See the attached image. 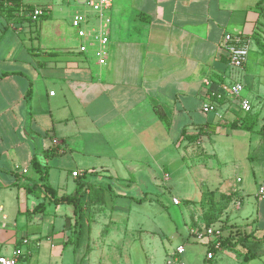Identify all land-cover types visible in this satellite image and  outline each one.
Listing matches in <instances>:
<instances>
[{
    "label": "crops",
    "instance_id": "1",
    "mask_svg": "<svg viewBox=\"0 0 264 264\" xmlns=\"http://www.w3.org/2000/svg\"><path fill=\"white\" fill-rule=\"evenodd\" d=\"M26 11L21 7L10 17L0 11V74L6 73L0 77V256L14 255L16 264L31 260L41 264L42 258V264H92L95 254L99 260L112 259V237L121 236L113 228L120 221L116 219L127 217L122 215L127 210L124 203L114 204L107 191L105 212L97 214L93 200L88 203L85 231L76 248L64 245L67 227L73 222L71 205L50 203L44 212L29 213L44 201V191L26 193L23 188L37 179L30 165L34 154H43L51 145L59 147L58 153L47 159L48 183L58 195L74 192L80 177L85 182L109 183L122 199L139 176L157 185L158 179L169 178L170 168L175 169L187 156H215L213 145L219 135L237 136L231 143L246 149L249 163L244 174L231 176L221 175L218 169L211 175L203 162L193 170L188 180L192 192L186 199L195 201L191 203L194 215L189 213L186 222L187 238L207 245L203 256L182 257L183 250L178 260L251 264L262 255L253 250L264 239L255 236L257 212L243 210L239 221L232 216L240 209L244 194L251 191L257 200L264 199L258 196L264 182L256 180L262 174L252 167V162L262 156L252 158L250 133L216 126L244 115L239 98L214 97L215 92H222L223 85L240 81V95L250 100L252 111L263 121L262 3L111 0L106 11L108 43L103 64L77 51L80 40L70 23L55 19L47 34L41 24L33 32L24 29L25 25L14 27L11 20L30 18ZM226 33L249 42V60L236 72L223 48ZM29 84L32 93L30 103H26ZM206 103L215 110L203 111ZM211 127L212 134L200 132V128ZM183 129L185 134L181 135ZM191 135L196 138L190 140ZM72 171L78 175L73 176ZM207 188L233 193L241 202L231 204L214 218L213 210L196 203ZM225 224L241 225L246 232L256 229L254 239L245 243L254 257L244 260L241 244L213 248V256L206 257L210 239L197 235L209 227L227 235L230 229L224 228ZM104 225L108 230L102 235Z\"/></svg>",
    "mask_w": 264,
    "mask_h": 264
},
{
    "label": "rangeland",
    "instance_id": "2",
    "mask_svg": "<svg viewBox=\"0 0 264 264\" xmlns=\"http://www.w3.org/2000/svg\"><path fill=\"white\" fill-rule=\"evenodd\" d=\"M23 1L25 2L22 3L24 8L25 6H30L31 8L40 6L46 9L48 6L51 7V11L49 13L48 11L46 12L48 15L45 18H38L37 21H33L30 18L25 21L20 18L11 20L15 24L14 27L25 25L24 29H30L32 32L35 27L41 24L42 28H44V33L47 34V30L53 27L55 19H60L63 23L69 24L75 12H87L89 16L93 15L87 6L79 4L75 0ZM4 15H6L5 12ZM2 19L5 21V18ZM10 24L9 31L12 34L14 32ZM44 37H47V35ZM250 54L251 51L248 54V60ZM86 58L93 61V58L90 56H86ZM234 71H239V69L234 68ZM251 135L250 148H252V158L257 159L259 156H262L252 162V167L256 173L262 174L260 177L256 176V180L260 179L264 182V140H258L256 143V140L260 139L259 135L256 133H252ZM219 136V141H217L216 145H213V153H216L215 156L202 155L198 158L187 156L185 159L178 161L175 169L170 168L169 178L165 175V180L158 179L156 181L157 185H153L139 176L135 179L134 183L132 182L133 184L130 183V187L124 192V194L127 193V197H123L122 199L120 198L122 197L121 195H115L118 193L112 188L113 203H124L127 213L124 212L125 214L122 215L127 217L116 219V221H120L117 222L113 229L115 233L121 236L117 237L114 234L112 237L113 243L111 244V249L113 253L110 252L109 254V258L111 256L112 259L99 260L97 259V254H95L94 257L96 259L93 260L92 264H165V261L170 258L178 244H182L184 248L182 257L188 254L190 258L193 256L192 258L195 259L204 255L206 245L200 241H193L192 237L187 238L188 229L186 222L189 219V213L194 215L191 203L195 202L186 199L188 194L192 192L188 180L194 175L193 170L197 169L202 162V164L206 165L204 168L209 174L214 175L215 170L218 169L221 175L228 174L230 176L244 174L246 165L249 163L246 158V149L238 147L235 141L231 143V139L234 140L237 136ZM213 171L214 173H212ZM250 181L253 183L252 178ZM143 192H146L147 199L139 203L135 202L132 197L140 198ZM205 192L207 194L203 196ZM220 195L222 196L220 197ZM227 196L229 198H226ZM172 197L178 198L180 203H173ZM91 198L95 203L96 213L105 212L104 202H101V195L94 194ZM243 198L240 209L233 211V218L239 221L243 210L257 212L258 216L255 224H257L258 229L255 232V236L264 238V199L257 200L251 191L244 194ZM239 201L233 193L232 195H228L226 192L216 193L207 188V190L202 191V195L196 203H199L200 206L201 204L205 207L209 206L213 209L215 215L213 217L218 218L228 206L231 204L236 205ZM87 206L89 205H86L85 210ZM89 217V221H91L92 215ZM108 225L102 227V235L108 230ZM253 250L261 252L262 255L252 260L251 264H264V239L258 242ZM44 260L43 258L39 259V262L42 264ZM83 262L86 263V259ZM189 262L178 260L176 264H192L191 261ZM19 264H23V262L20 261ZM29 264H36V262L31 260Z\"/></svg>",
    "mask_w": 264,
    "mask_h": 264
},
{
    "label": "trees",
    "instance_id": "3",
    "mask_svg": "<svg viewBox=\"0 0 264 264\" xmlns=\"http://www.w3.org/2000/svg\"><path fill=\"white\" fill-rule=\"evenodd\" d=\"M6 5V7H5ZM24 8L23 4H21V0H0V11L5 12L7 16H12L13 13L18 11L19 9ZM25 10H32L30 6H25ZM47 9L45 8V12L42 14L41 18H45L48 13ZM21 19V18H20ZM23 20V18L21 19ZM6 75V73H1L0 77ZM31 93L32 88L31 84H29L26 93H25V101L26 103H30L31 99ZM159 116L163 118V115L160 113ZM216 126L225 127L227 129H237V130H243L245 132H248L250 134L256 133L259 135L261 140H264V119L263 121H260L258 114L254 113L252 109L244 113L243 116H239L236 119H234L231 122L226 123H216ZM209 128V126H208ZM200 132H206V134H212L213 128L211 127L209 130H204L203 128H200ZM185 131L184 129L181 132V135H184ZM196 138V135H191L189 137L190 140H194ZM58 146L51 145L50 147L44 149L43 154H34L30 161V165L32 170L37 174L36 180L29 181L26 185L23 186V188L26 190V193L34 192V191H44V201L38 202L32 209L29 211V213L35 214V213H41L45 211V208L47 204L50 203H64L72 206V217L73 222L67 227V230L69 231V234L65 240V244H72L74 248H76L79 245V240L81 239L82 235L85 231L84 221L85 219V207L88 204V201H91V197L94 194H100L101 195V202H104V192L107 191L111 197H113V191L112 187L109 183L99 182H85L80 177H78V181L75 187L74 192L70 194H62L58 195L57 191L51 187V185L48 183V169L49 166L47 164V159L50 156H53L58 153ZM85 173L81 174L83 177ZM81 177V178H82ZM211 193V192H208ZM207 192L203 194V196H206ZM120 195V194H115ZM122 196V195H121ZM127 196V195H123ZM211 196V194H210ZM222 195H220L221 197ZM133 200L137 203L142 202L147 199L146 195H142L140 198H134ZM226 198H229L228 196ZM209 209H211L208 206ZM213 210V209H211ZM213 212V211H212ZM210 212V214H212ZM214 214V213H213ZM210 219L208 223H210ZM230 229L227 235L220 234L218 237V241L220 243V246L224 245H235V244H241L243 248V259L249 260L250 258L255 256V253L251 250V248L246 247L245 243L254 239V232L256 229L246 232L243 230L241 225H224V228ZM209 248L213 250V247L209 243Z\"/></svg>",
    "mask_w": 264,
    "mask_h": 264
},
{
    "label": "built area",
    "instance_id": "4",
    "mask_svg": "<svg viewBox=\"0 0 264 264\" xmlns=\"http://www.w3.org/2000/svg\"><path fill=\"white\" fill-rule=\"evenodd\" d=\"M79 4L87 6L93 15L89 16L87 12H75L70 20V25L76 30L77 37L79 38V44L77 51L85 56H90L98 64H103L105 59V47L108 43V23L109 18L106 14L107 9L111 6V0H75ZM262 3V11L264 13V0H258ZM28 12V11H26ZM45 12V8L35 6L28 13L30 18L36 21ZM223 48L227 54L228 64L231 68H242L243 64L247 61L249 54V42L248 40H242L239 36H234L230 33H226L223 39ZM222 92H215L214 97L216 99L226 97V95L239 98L238 105L242 112L247 113L251 110L250 100L246 97H242L241 91L243 84L240 81H235L229 85H223ZM215 108L212 104H204L203 111H214ZM220 117L219 113L216 112ZM73 176H77V171H72ZM239 180V179H237ZM258 196L264 197V184L258 189ZM172 202L179 204L180 200L176 197L172 198ZM220 231L217 228H205L202 234H198L200 239L204 236L208 237L209 242L213 248H219L220 243L218 237ZM209 245V244H208ZM183 246L178 245L175 251L171 254L170 258L165 261V264H176L178 256L183 252ZM213 252L208 249L206 257L211 258ZM17 259L13 255L11 257L0 256V264H16Z\"/></svg>",
    "mask_w": 264,
    "mask_h": 264
},
{
    "label": "bare ground",
    "instance_id": "5",
    "mask_svg": "<svg viewBox=\"0 0 264 264\" xmlns=\"http://www.w3.org/2000/svg\"><path fill=\"white\" fill-rule=\"evenodd\" d=\"M207 243V242H206ZM207 245V244H206Z\"/></svg>",
    "mask_w": 264,
    "mask_h": 264
}]
</instances>
